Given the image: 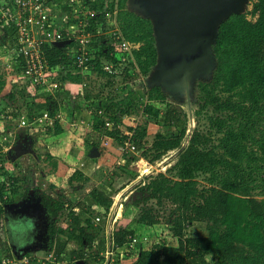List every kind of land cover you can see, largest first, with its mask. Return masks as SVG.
Instances as JSON below:
<instances>
[{
	"label": "trees",
	"instance_id": "1",
	"mask_svg": "<svg viewBox=\"0 0 264 264\" xmlns=\"http://www.w3.org/2000/svg\"><path fill=\"white\" fill-rule=\"evenodd\" d=\"M107 1L106 12H99L93 2L94 24L88 30L94 31L98 27L105 30L107 21L115 18L124 40L140 44V48L132 52L135 68L127 66L121 72L122 77L133 81L146 77L157 64L150 21L129 12L126 0ZM15 41L14 29L0 20V46L11 50ZM105 41L104 36L92 39L89 49L93 55L86 71L112 78L103 70L101 63L116 66L117 58L113 56L115 49L112 44L102 45ZM74 46L73 42L64 48L54 44L42 46L49 71L47 87H35L34 92L56 82L57 71L59 76L62 74L57 80L59 84L86 86L85 73L76 68L71 57L70 50ZM211 52L214 64L210 79L198 84L196 112L199 116L201 112L210 110L208 131L204 134L194 130L183 148L186 129L180 128V121L186 115L180 108L165 102L159 87L147 92V101L160 103V108L147 104L143 112L155 125L161 118L163 128L174 127L176 130L169 134L158 132L148 148L144 140L149 122L135 126L129 120L131 110L139 111L140 101L134 95L130 101L133 106L126 104V98L119 103L103 104L98 98L85 95L91 110V133L86 139H97L92 147L99 148L98 139L103 137V140H112L120 149L127 145L129 149L121 152L125 164L114 169L109 177L112 181H121L122 186L111 190L103 181V187H95L88 193L92 205L84 200L64 203L61 199L43 198V208L49 218L62 216L67 221L64 229L50 224L46 230L47 253L53 254L57 262L104 264L103 254L107 247L105 225L113 196L138 176L130 168L131 164L139 158L154 164L168 153L179 150L168 175L146 178L138 192L122 205L125 212L130 206L137 211L133 221L126 225L119 223L113 230L112 249L132 243L143 229L161 225L163 230L158 244L151 250L140 251L132 264H264V0H256L245 14H232L224 19L217 28ZM15 62L19 64L17 75L24 77L22 58L17 56ZM130 68H134L133 73ZM5 86L6 82L0 77L1 102L13 110L17 95L22 101L20 108L12 111L18 113L12 114L14 118L24 115L32 122L43 111L54 116L55 110H49L48 103L52 99L48 95H44V104H37L36 95L30 98L26 92L28 84L16 94L9 91L2 96ZM106 123L112 126L106 128ZM51 131L53 135L59 134L58 123L55 122ZM200 176L204 177L205 184L198 181ZM88 181L82 172L75 171L67 183L73 186L74 183L88 184ZM22 184L25 185V176L10 175L0 166L1 234L5 231L4 208L19 195L24 188ZM96 217L99 222L94 224ZM194 225L204 226L206 235L188 236ZM166 241L172 243L167 244ZM0 252L11 257L8 247L0 248ZM128 260H116L114 264H127Z\"/></svg>",
	"mask_w": 264,
	"mask_h": 264
},
{
	"label": "rangeland",
	"instance_id": "2",
	"mask_svg": "<svg viewBox=\"0 0 264 264\" xmlns=\"http://www.w3.org/2000/svg\"><path fill=\"white\" fill-rule=\"evenodd\" d=\"M256 2V0H248L247 3L244 6V10H243V14L249 12L252 8L253 3ZM95 3L97 4V8L99 10V12H106L107 10V4L108 1L107 0H95ZM99 6V7H98ZM78 8V3L75 2L74 0H57L56 2V7L53 9V16L56 18L55 22H54V26L57 28H65L64 25V19L70 20L69 25L74 21V16H75V12ZM248 19H250V17H248ZM108 24L106 26L105 29V37H106V41L105 43H103L102 45L106 46V44H112V46H114L115 49V57L117 58V64L116 66L114 65H109L107 63L102 62L101 65H103V67L106 66H114L115 68V74L110 75L112 78H108L107 76H97L96 74H91V73H87L88 71H86V73L83 75L85 77L84 79V83L86 84L85 88L83 89L84 95L89 94L92 98H95L98 100H101L103 102V104L106 103H119L121 102L123 99L126 98V104L131 105V96L134 95L136 99H138L140 101L139 105L137 107H139V111H133L131 110V117L129 118V120L133 121L135 126H142L145 122H149L148 127H147V137L144 140V144L146 145V147H150L152 142L155 139V135L159 132L162 134H169L171 132H173L174 130H176L174 127H168V128H163L162 122L163 120L161 118L157 119L158 123H156V125L154 123H152L150 121V117L145 114L143 112V108H145V106L147 104L154 106V107H158L160 108V103L157 102H148L147 101V92L153 88L151 84H149V78L152 75V72L154 70L151 69L150 72L148 73V75L146 77H140L136 80H125L122 77L121 72L127 68V66H132L135 68V63H134V58H133V53H130V55H125V53H119V51H116V45L115 44V40H112V36L114 34H117L118 32H120L118 24L115 20V18H112L111 20L109 19ZM122 35V34H121ZM98 37V36H97ZM7 45V44H6ZM108 46V45H107ZM134 48H136L135 50H138L140 48V44H134ZM133 52V51H132ZM122 54V55H121ZM125 56V61H123L122 59ZM17 59V54L15 52V49H7L4 46H0V77L4 79V81L6 82V86L2 92V96H5L6 94L9 93L10 89L13 86V83L18 80L16 82L17 87H18V91L19 88L23 87L24 84H28V81L26 78L21 77L20 75H17V66L19 64H17L15 61ZM119 59L121 61H119ZM133 68V69H134ZM132 68H130L131 70ZM133 69L131 70V72L133 73ZM114 70V69H113ZM58 72V71H57ZM57 79L56 82L54 81L53 83L55 84V87L57 90H60V87L62 84L59 82H57L58 78L62 77V74H60L59 76V72L57 73ZM210 74V73H209ZM15 76V80H11V78ZM6 79V80H5ZM210 79V75L209 76H201L199 75L197 78H195L193 80L192 86H191V91L189 93V96L187 98L185 92L183 93H179V92H168L165 91L164 89L160 90L162 92V94L164 95V100L166 103L171 104L172 106H175L177 108H180L183 112L185 116L184 118H181L180 121V128L185 127L186 129V138L183 141V145L182 148L187 144L188 139L190 138V136L192 135L194 130H198L200 133H204L206 134L208 131V121H207V117L211 115L210 110L207 111H203L200 113L199 116L196 115V112L198 111V104H197V96H198V84L200 82H206ZM108 81L111 82L110 85H108ZM65 89H63V92ZM26 92L30 94V98L33 97L34 95H36V92H34V90H32V88L28 85L26 88ZM47 90H42L40 96L43 97L44 95L47 94ZM61 92V91H60ZM66 95H68V93H65ZM38 96V95H37ZM39 96V99L41 98ZM35 102L39 103V99H37V97L35 98ZM22 104V101L20 100V98L17 100V102H14V108H20ZM88 102L86 100H83L81 106L79 107V112L85 114L86 115L90 112L91 110L88 108ZM13 108V110H14ZM13 110H10L3 102L0 101V126L3 127V130H9V132H3L2 135H0V162H2V164L0 163V166L3 167L4 171H6V173L13 175V176H25L26 177V183L29 182V180L34 179L33 182H35V188L37 189H42L45 192H42L41 194H43L44 196H50L53 199H57V196L53 193V191H51V188H48L49 182L46 181L44 179V177H47L50 175H52L53 170L55 169V164H53L52 159L48 160L47 158V150H46V144L47 145H52L51 143L45 141L48 138H44L41 139L42 141L40 142V145H36L34 148L36 150L35 153H38V155L42 158L41 161H34L33 157L31 156L30 158L25 157L24 160L20 159V160H15L13 163H11V161L9 162L10 158L9 155L11 152V147L14 145V143L17 140V137L15 138V136H17L20 133H23L20 131H18V126L22 125L23 127L26 126V123H22L21 121V117L19 119L14 118L13 116L11 117V119H7L6 114H18L16 112H12ZM65 111V110H64ZM78 112V113H79ZM103 113V112H102ZM101 111L99 112V114L102 116ZM66 114V111H65ZM35 119V118H34ZM32 123H33V119H32ZM62 123V122H61ZM65 123V122H64ZM110 124V123H109ZM73 128H76V125H73ZM112 125L110 124L109 127H111ZM36 128V127H35ZM72 128V127H71ZM108 128V127H106ZM80 132H83V130H81ZM17 134V135H16ZM36 134V133H35ZM37 134L40 136L41 132L37 130ZM84 134V133H83ZM46 136V135H45ZM39 139V138H38ZM100 140V137L98 139V141ZM106 145V143H104ZM114 147H116L114 145ZM118 148V147H117ZM129 149V148H128ZM118 150V149H117ZM120 153H125L127 151V147L125 148H121ZM179 152L178 151H173L168 153L166 156H164L160 161H157L154 164L149 163L148 161L139 158L135 164H131L132 169H134L137 173V179L135 181H133L132 183H130L125 189H123L122 191H120L119 193H117L116 195L113 196V204L109 210V214L107 216L106 219V236L108 238L107 233H111V231L113 232V230L115 229V227L120 223V224H128L129 222H131V220L133 221V217L134 214L136 213L137 209L136 208H131L128 207L125 212L124 208L122 207V205L127 202L128 200L131 199V197L136 194L138 192V188L140 186H142L141 184L145 183V179L149 178V177H155L158 174H164V175H168V170L169 168L173 165V160H174V156L175 153ZM131 153V152H129ZM34 155V154H33ZM35 157V156H34ZM39 158V157H38ZM97 157L94 156L93 160L96 159ZM111 161L108 162L109 164H111L110 167L108 166H101V168L106 170V177L105 180H102L101 178H99V176H96V173H92V169L90 172H87L88 176L90 177V183L89 184H82V183H75V193L77 196V199L79 201H82L85 199L86 197V193L90 190H92L95 187H103L105 185V183L108 184V187L111 188V190H117L118 188H120L122 186L121 181H112L111 178L109 179L110 175L112 174L113 171H115L114 169L116 168H121V166H123L125 164V161L122 158H117L115 159V155L111 156ZM3 159L5 160L3 162ZM33 159V160H32ZM40 160V158H39ZM109 160V159H108ZM58 161V160H57ZM37 162V163H36ZM115 162V163H112ZM4 163V164H3ZM30 164L31 167L34 170V173L32 174V170L29 169H25V167H27V165ZM80 168V166H79ZM93 169H96V166H93ZM109 169V170H107ZM83 170V169H82ZM36 172V173H35ZM71 172V171H70ZM85 172V171H83ZM74 173V172H73ZM34 175V176H33ZM64 175V174H61ZM88 177V180H89ZM67 176L64 177L63 179H65L63 182H56L55 185L56 187L58 186V188H60L61 194L63 192H67V189L71 186L68 185L67 183ZM42 179H44L45 181L43 182ZM91 179H93V182L91 181ZM101 179V180H99ZM109 179V180H107ZM103 181L105 182L103 184ZM198 181L200 182V184H205L204 182V177L200 176L198 177ZM30 185L33 184V182ZM45 185V188L41 187V185ZM26 185V184H25ZM34 187V185H32ZM62 186V187H60ZM54 187V188H56ZM69 188V189H70ZM56 192V191H55ZM32 195L34 196V193H32ZM31 194H29V192H25V188L21 189L19 192V195L13 200L14 203H11L10 206H12L13 208H16V210L18 208L22 209V208H29V206L33 207L31 202V198L33 199V196ZM40 195V194H39ZM36 197V196H35ZM40 198V197H39ZM37 204V202H36ZM41 207V206H40ZM38 209V207H34ZM43 207H41V209H39V211H34L36 212V214L42 212ZM44 211V209H43ZM43 215H45V213H43ZM26 220V219H25ZM47 222V219H45V223ZM48 223V222H47ZM67 224L66 221V217H59V219H54L53 221H51L50 224H53L56 227H62L63 229L66 228L65 224ZM19 225V224H18ZM18 225L14 226V229L17 230L18 234L20 235L21 232L20 230H23L24 227H27V225L24 223L23 225H20L22 227V229L18 228ZM5 227H8L5 225ZM113 228V230H112ZM163 230V227L157 226L153 229H143L141 231V233H138L139 235H137V237H134V239L132 240V247H129L127 249H123L126 250L127 252H124L123 254L125 255L124 259H129L127 261V264H132L135 260V258L137 257V254L140 251H147V250H151L152 247L158 242L160 241V236H161V232ZM7 231V230H6ZM206 235V231L204 226L202 225H194L188 232V236L191 237H202ZM47 240V239H46ZM44 241L45 243H42V249L43 250H38L37 248H32V249H26L24 251H22L21 255H26L27 253H31V255L36 256L39 259H46L49 256L48 255H44L43 251L45 249V251H47V246H48V242ZM108 243V241H106ZM172 243V241H166L167 244ZM110 250L109 245L106 248V251L104 252L103 255H107L109 253H107ZM24 252V253H23ZM107 253V254H106ZM127 253V254H126ZM105 257V256H104ZM85 264V262H83Z\"/></svg>",
	"mask_w": 264,
	"mask_h": 264
},
{
	"label": "water",
	"instance_id": "3",
	"mask_svg": "<svg viewBox=\"0 0 264 264\" xmlns=\"http://www.w3.org/2000/svg\"><path fill=\"white\" fill-rule=\"evenodd\" d=\"M247 1L126 0L129 12L149 20L152 25L157 64L149 78V84L168 92H185L188 98L193 80L199 75L209 76L211 73L214 64L211 46L216 40L219 24L232 14H243ZM53 44L64 48L71 41ZM93 152V155H98L96 150ZM9 207L5 206L4 212L7 228L16 224L23 225L25 218L15 219L6 214ZM10 248L15 258L21 255L22 252H18L15 246L10 245ZM76 264L84 263L79 261Z\"/></svg>",
	"mask_w": 264,
	"mask_h": 264
},
{
	"label": "crops",
	"instance_id": "4",
	"mask_svg": "<svg viewBox=\"0 0 264 264\" xmlns=\"http://www.w3.org/2000/svg\"><path fill=\"white\" fill-rule=\"evenodd\" d=\"M72 50L73 49H71L70 51L72 52ZM24 78H25V76H24ZM11 80H15V76H13L11 78ZM17 81L18 80H16L13 83L12 90L10 89V91L15 92V94L18 92V87L16 84ZM25 85L26 84H24V86ZM84 88L85 87H83V85H81V84L66 83L65 85L63 84V87H60V90H61V92H60L59 90L56 89L55 84L51 83V85L48 88L43 89V90L48 91L46 95H48V98H51L53 100V101L49 100V103H48L49 110H51V111L55 110V114H54V116L53 115L52 116L54 118L60 117L59 120H56V123H58V125L61 129V131H59V134H57V135L52 134L53 131H51V130H53L54 127L49 131H43L34 122L32 123L27 118H26V121L24 122V123H26L25 127H23L22 125L18 126L19 127L18 131L21 130V132H23L27 137H30L32 139V146H33L32 149L34 151L33 152L34 155H32V157H33L34 161H41V159H42L38 155V153H35L36 150L34 147L37 144L40 145V142L42 141L41 139H43V137L44 138L47 137L48 139L45 141L52 144V145H47V144L45 145L46 146L45 148L47 150V154H46L47 158L46 159H48V160L52 159L51 162H53V164H55V167H54L55 169L53 170V173H52V175H50V177L47 176V177H44V179L49 182L48 188H51V191L54 190L53 193L57 196V199H53V198L52 199L53 200L61 199L62 202H64V203L65 202L74 203V202L79 201L77 199V196L75 193V188H74L75 183L73 186H71V188L69 187L70 189L69 188L67 189V192H63L61 194L60 188H58V186L57 187L55 186V185H57V184H55L57 181L59 183L63 182L65 180L63 178L66 176L68 177L67 178V181H68L69 178L74 174L73 172H75V171L82 172L84 174V176L86 178H88L89 176H88L87 172H90L91 169H92V173H96V176H99V178L104 180L107 174H106V170L101 168V166L106 165V166L110 167L111 164H109L108 162L111 161L110 157L113 155H115V159H116V157L121 158V153L119 151L120 148L114 147L112 140H110V139L103 140V137H100V140L98 141V143H99L98 146H99L101 151H99V148L92 147V143L97 142V139H94V138L93 139L92 138L86 139L87 134L91 133L90 114L88 113L86 115V113L83 114V113L79 112L80 111L79 107L81 106L83 100H85V95L83 92ZM63 89H65L64 90L65 92H63ZM19 90H21V87L19 88ZM41 92H42L41 89L40 90L37 89V92H36L37 99H39ZM65 93H68V95H66ZM45 96H43V97L40 96L41 97L39 99L40 104L45 103ZM18 99H19V96L17 95L16 100H18ZM15 102H17V101H15ZM67 104H70L71 106L69 107V106H67ZM12 109H13V106H12ZM64 110L66 111V114H65ZM43 112H45V111H43ZM7 115H8L7 119H11L12 115L9 113H7ZM33 121H34V119H33ZM73 125H76V128H73L74 127ZM37 130L41 132L40 136L37 134ZM81 130H83V132H80ZM3 132H9V130H3V127L0 126V135H2ZM16 137L17 136H15V138ZM104 143H106V145ZM93 150H96L97 151L96 153L98 154L96 156L97 158L94 160H93V158L95 155H93V154L95 152H93ZM38 157L40 158V160ZM112 163H115V162H112ZM79 166H80V168H79ZM93 166H96L95 170L93 169ZM29 168L33 171L32 172V174H33L34 170L30 164H28L27 167H25V169H29ZM107 170H109V169H107ZM83 171H85V172H83ZM61 174H64V175H61ZM44 179H42L43 182L45 181ZM101 179H99V180H101ZM33 181H34V179H32V182ZM91 181L93 182V179H91ZM30 182H31V180H29V182L26 183V177H25V184L26 185L23 186V184H22V186L25 188V192H27V193L29 192V194H31V195H32V193H34V196L32 195L33 199L31 198L30 203L32 204L33 207H34V205H35V207H38V209L29 206L31 208L30 210L31 211L32 210L33 211H36V210L39 211V209H41V207H44L43 206V198L47 197V196H44L43 194H41L42 192H45L44 190L35 188V184H34L35 182H33V184H32V185H34V187L32 185H30ZM89 183H90V177H89L88 184ZM39 185H41L42 188L43 187L45 188V185H42V184H39ZM54 187H56V188H54ZM60 187H62V186H60ZM90 191H88L86 193V197H85L84 201H86L87 204L92 205L91 200L88 198V193ZM48 197H50V196H48ZM36 202H37V204H36ZM12 203H14V201ZM43 209H42V211H43ZM44 211L46 212L45 209H44ZM56 218L57 217L47 218V219L49 221H53ZM25 224L27 225V227L23 230H20L21 234L19 235L17 230L14 229L15 225H13V226L11 225V227L7 228V227H5L6 224L4 223L3 229H5V231L3 232V234L0 233V248L4 249V248L8 247L9 251H10L9 255L11 257H14L15 255L13 254V252L10 248V245L15 246L17 248L16 250H18V252H20V251L22 252V249H26V248L32 249L34 247L37 248L38 250H43L42 249L43 245H42V243L39 242V239H38V237H40V235H41V231L38 228L36 220L27 219V220H25ZM64 224H65V226H67L66 223H64ZM16 225H18V224H16ZM18 228L22 229V227L20 225H18ZM1 252H0V255H2ZM43 254L49 255V253H47V251H45V249L43 251ZM58 263L59 264H70V262H68V260L63 261V262H58Z\"/></svg>",
	"mask_w": 264,
	"mask_h": 264
},
{
	"label": "built area",
	"instance_id": "5",
	"mask_svg": "<svg viewBox=\"0 0 264 264\" xmlns=\"http://www.w3.org/2000/svg\"><path fill=\"white\" fill-rule=\"evenodd\" d=\"M74 1L78 3L74 21L69 25L70 20L64 19V29L54 26L56 18L53 16V9L56 7L57 0H3L0 3V20L10 25L15 31L16 41L13 49H15L17 56L23 60L24 76L32 90L35 87H47L49 71L42 50L43 45L61 41L73 42L75 46L71 52V57L75 61L76 68L80 72L86 73V66L93 55L89 49V46L92 45V39L104 36L106 33L104 29L99 27L94 31L92 29L88 30L94 24L93 18L95 14L92 9L94 0ZM112 37V40L114 39L115 44H117L116 51L118 50L119 53L123 52L125 55H130L136 49L134 44L124 40L121 33L118 32ZM122 60L125 61V56ZM119 61L121 60L119 59ZM103 70L109 75L115 74L114 66L105 65ZM59 119L60 117L54 118L44 112L37 116L33 122L43 131H49L55 126L56 120ZM21 120L24 123L26 117L23 115ZM109 125V123H106L105 126L109 127ZM5 199L6 197H4ZM98 222L99 218L96 217L94 224ZM112 234V231L107 233L108 238L105 235L108 241L107 246L109 245L110 250L107 252L109 254L103 255L105 256L104 264H114L116 260L124 261L125 255L123 253L127 251L123 249L132 247V243H130L122 248L112 249ZM48 256L46 259H39L31 255V253L18 258L1 255L0 264H59L53 254Z\"/></svg>",
	"mask_w": 264,
	"mask_h": 264
},
{
	"label": "flooded vegetation",
	"instance_id": "6",
	"mask_svg": "<svg viewBox=\"0 0 264 264\" xmlns=\"http://www.w3.org/2000/svg\"><path fill=\"white\" fill-rule=\"evenodd\" d=\"M14 148H16V151H14ZM33 146H32V139L30 137H27L24 133H20L17 135V140L14 143V145L11 147L12 151L10 152L9 155V162L11 161V163H13L15 160H20L23 159L25 157L30 158L34 153L33 151ZM10 206V205H8ZM31 208H18L16 210V208L12 209V206L9 207V209L7 210L6 214L11 215L13 218H26L27 219H33L36 220V223L38 225L39 230L41 231V235L40 237H38L39 242L40 243H45L44 241L46 240L48 242V237L46 234V230L47 227L50 225V222L47 218L46 212L42 211L38 214H36V212H34L33 210H30ZM5 211V208H4ZM17 211H19V213H16ZM37 211V210H36ZM38 212V211H37ZM43 213H45V215H43ZM31 214V215H30ZM32 218H31V217ZM5 217V214L3 215V219ZM45 219H47V222L45 223Z\"/></svg>",
	"mask_w": 264,
	"mask_h": 264
},
{
	"label": "clouds",
	"instance_id": "7",
	"mask_svg": "<svg viewBox=\"0 0 264 264\" xmlns=\"http://www.w3.org/2000/svg\"><path fill=\"white\" fill-rule=\"evenodd\" d=\"M94 2H95V0H94Z\"/></svg>",
	"mask_w": 264,
	"mask_h": 264
}]
</instances>
